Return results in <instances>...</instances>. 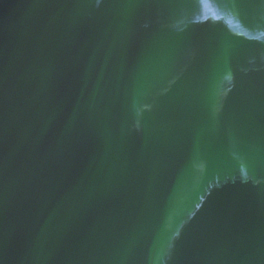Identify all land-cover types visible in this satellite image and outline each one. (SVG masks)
<instances>
[{
    "label": "water",
    "instance_id": "obj_1",
    "mask_svg": "<svg viewBox=\"0 0 264 264\" xmlns=\"http://www.w3.org/2000/svg\"><path fill=\"white\" fill-rule=\"evenodd\" d=\"M0 264H264V0H0Z\"/></svg>",
    "mask_w": 264,
    "mask_h": 264
}]
</instances>
